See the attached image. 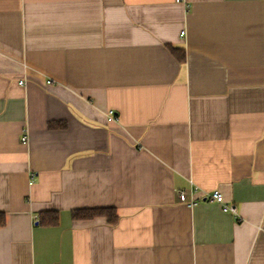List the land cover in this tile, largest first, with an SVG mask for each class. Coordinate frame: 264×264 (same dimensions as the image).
<instances>
[{"label": "crops", "instance_id": "crops-1", "mask_svg": "<svg viewBox=\"0 0 264 264\" xmlns=\"http://www.w3.org/2000/svg\"><path fill=\"white\" fill-rule=\"evenodd\" d=\"M1 218L0 264H264V0H0Z\"/></svg>", "mask_w": 264, "mask_h": 264}, {"label": "trees", "instance_id": "trees-1", "mask_svg": "<svg viewBox=\"0 0 264 264\" xmlns=\"http://www.w3.org/2000/svg\"><path fill=\"white\" fill-rule=\"evenodd\" d=\"M96 217H104L107 222L111 224H115L118 220V216H116L115 210L110 209H96V210H81L76 211L71 214V218L74 220H91ZM2 220V218H1ZM39 224L44 226H53L58 223L57 213H48L43 212L38 214ZM3 220L0 222V225H3Z\"/></svg>", "mask_w": 264, "mask_h": 264}, {"label": "built area", "instance_id": "built-area-1", "mask_svg": "<svg viewBox=\"0 0 264 264\" xmlns=\"http://www.w3.org/2000/svg\"><path fill=\"white\" fill-rule=\"evenodd\" d=\"M181 0H175V2H180ZM23 81H19L18 85H22ZM108 114L113 116L112 111H108ZM21 141L24 143L26 142V137H22ZM203 199H205L206 201L212 203L215 202L217 204H219L221 206V210L224 213H232V214H236L234 207L232 205H224L223 203V198L221 197V195L217 192V191H212L210 194H204ZM178 200L183 204H186L189 207H193L196 206L197 203L195 201H188L186 194L184 192L179 193L178 194Z\"/></svg>", "mask_w": 264, "mask_h": 264}]
</instances>
